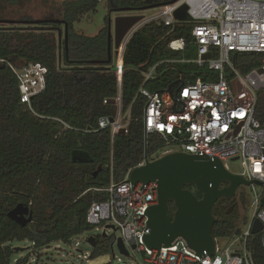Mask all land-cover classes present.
Segmentation results:
<instances>
[{"label": "trees", "instance_id": "1", "mask_svg": "<svg viewBox=\"0 0 264 264\" xmlns=\"http://www.w3.org/2000/svg\"><path fill=\"white\" fill-rule=\"evenodd\" d=\"M102 0H0V264H28L31 254L50 250L51 244L71 245L73 239L90 231L86 212L94 201L107 195L94 191L121 182L127 172L143 161L144 139L141 122L145 98L138 91L143 73L153 65L155 77L147 81L148 91H162L177 82L178 75L191 80L201 69L190 60L196 57L191 23L176 22L170 27L151 22L129 39L123 54L121 115L129 113L127 132L112 137L109 128L99 130L98 120L114 118L118 81L107 60V25L94 36L74 29L84 16L96 12ZM110 13L121 9L141 13L144 0H105ZM39 21L36 25L22 22ZM67 24V43L58 39ZM174 39H184L183 52L168 49ZM113 53V51H112ZM181 60H184L182 62ZM241 73L258 67L261 56L236 57ZM39 63L48 70L46 88L29 106L20 103L18 81L10 65ZM175 88V87H174ZM106 101V103H104ZM255 118L264 124V89L257 94ZM160 138L149 137L147 151L154 156ZM88 156L85 162L72 161L71 154ZM197 198L191 185L185 186ZM237 197V196H236ZM235 197V198H236ZM220 198L212 208L216 222L214 238H228L245 222L227 213L236 199ZM22 204L32 211V222L20 227L7 213ZM89 258L108 254L113 237L94 236ZM13 242H28L31 251L20 257ZM254 264H264L259 234L249 240ZM109 264H116L112 261Z\"/></svg>", "mask_w": 264, "mask_h": 264}, {"label": "built area", "instance_id": "2", "mask_svg": "<svg viewBox=\"0 0 264 264\" xmlns=\"http://www.w3.org/2000/svg\"><path fill=\"white\" fill-rule=\"evenodd\" d=\"M171 1L159 0L165 4L154 8L159 12L142 16L114 51L111 65L118 81L115 99L118 110L114 118L104 116L98 120L99 130L109 128L112 137L120 130L127 132L129 113L126 118L121 115V78L123 54L131 36L151 22L165 27L180 22L174 13L185 5L196 48V57L190 62L200 68L201 73L195 80L190 78L193 74L178 75L171 92L168 88L160 92L144 88L145 83L155 77L160 63L143 73L138 93L145 98L141 115L144 143L147 146L152 135H157L161 143L157 153L152 157L148 155V159L153 161L177 152L207 156L219 160L228 172L227 162L239 161L241 172L231 174L264 185V124L255 118L257 94L264 89V0H176L168 4ZM185 48L184 39L168 43V49L173 52H183ZM243 54L261 56V64L241 73L235 61ZM207 55L210 57L205 58ZM10 68L18 81L20 103L30 107L33 99L46 88L47 68L39 63L10 65ZM234 81L236 86L232 84ZM143 165L144 159L136 167ZM128 172L121 182L111 181L105 188L94 189L105 193L107 198L92 202L85 217L87 224L102 230V234H106L107 229L112 230L116 234L112 236V246L117 248L116 240L120 238L129 252L128 258L137 259L142 255V264H254L249 240L254 236L255 220L261 224L258 234L264 250V206L260 204L263 189L255 184L250 186L255 194L252 218L241 220L245 224L226 238L225 246H220V239L214 238L212 255H198L182 239L167 248H146L143 240L150 230L145 213L157 202V185L155 182L132 185L127 181ZM81 257L86 258L83 253ZM113 261L123 263L114 256Z\"/></svg>", "mask_w": 264, "mask_h": 264}, {"label": "water", "instance_id": "3", "mask_svg": "<svg viewBox=\"0 0 264 264\" xmlns=\"http://www.w3.org/2000/svg\"><path fill=\"white\" fill-rule=\"evenodd\" d=\"M175 1L172 0L168 4ZM144 3L146 7L141 9V12L165 5L159 0H144ZM116 12L132 11L121 9ZM174 17L180 22L190 21L185 5L175 11ZM141 19L142 16L137 14L117 16L114 19L113 33L111 19H108L106 64L112 63V51L116 52L127 32ZM51 22L64 25L63 39L66 46L67 24L62 21ZM0 23L20 24L16 21H2ZM38 23L39 21H30L21 24L36 25ZM58 39L61 40L60 30L58 31ZM209 57V55L205 56V58ZM3 66V62L0 61V67ZM232 84L236 86V81ZM171 87L172 85L168 87V92H171ZM112 103H115V100H112ZM118 134H124V130H120ZM71 156L74 162L88 160V156L81 152H73ZM143 159V166L133 168L128 172L127 181L132 185L137 183L145 185L149 182H155L157 185V202L148 207L145 213L150 232L144 237L143 242L148 249L167 248L177 239H182L198 255L206 253L210 256L214 252L212 229L216 222L212 208L220 198L230 199L241 185L251 186L255 184L263 189L260 204L264 206V185L257 181H246L238 175L231 174L217 159L177 152L149 161L146 144L144 145ZM188 185L193 186V189L201 195V199H198L193 191L184 188ZM169 203H172L175 208L172 216H170ZM7 217L23 228L32 222V211L28 207L18 204L7 213ZM260 230L261 224L255 220L252 226V234L256 235ZM101 236L102 238H109L105 233ZM86 242L93 248L94 236L88 237ZM116 245L119 253L125 257L129 256V252L125 249L120 238H117Z\"/></svg>", "mask_w": 264, "mask_h": 264}, {"label": "rangeland", "instance_id": "4", "mask_svg": "<svg viewBox=\"0 0 264 264\" xmlns=\"http://www.w3.org/2000/svg\"><path fill=\"white\" fill-rule=\"evenodd\" d=\"M159 11L156 9H149L142 11L141 13L137 12H122V13H110L107 7L105 0L100 1L96 8V12L88 14L80 19V21L74 24V29L79 33H82L86 36H94L98 33L100 29L107 25L108 19H111L112 33L114 30V19L117 16H126L133 14H141V16L148 17L157 14ZM63 38V30L61 31V39ZM112 55L114 56V50ZM227 166L231 173L238 174L241 172V166L239 161H228ZM260 189L257 187V193L260 194ZM237 197H245V204L241 201L238 203L236 214L240 218V221L246 217L248 220L252 218L255 194L252 187L241 185L237 189ZM238 198V199H239ZM236 199V198H235ZM102 230H95L92 228L90 231L84 233L83 235L73 239L71 245H65L62 243L51 244L50 250H39V258H36V254L30 253V264H109L113 261V256L119 258L121 262L126 264H142L143 256L139 255L137 259L133 257H124L122 256L116 246H111V250L108 254L100 256L96 259H90V253L92 248L87 244V238L90 236H101ZM106 235L112 237L113 231L110 229L106 230ZM227 240L226 238L220 239L219 245L225 246ZM78 243V245H75ZM12 245L16 248H21L20 257H23L31 251L30 245L28 242L17 243L13 242ZM81 253L86 256V258L81 257Z\"/></svg>", "mask_w": 264, "mask_h": 264}, {"label": "flooded vegetation", "instance_id": "5", "mask_svg": "<svg viewBox=\"0 0 264 264\" xmlns=\"http://www.w3.org/2000/svg\"><path fill=\"white\" fill-rule=\"evenodd\" d=\"M185 188V187H184ZM192 188H193V186H192ZM185 189H188V188H185ZM236 193H237V191L235 192V194H234V196L232 197V198H230V199H233V198H235L237 195H236ZM239 197H236V202H235V204H230L229 205V208H228V210H227V213H232V211L235 209V206H238V203L241 201L243 204H245V202H246V200H245V197H240L239 199H238ZM198 199H201V198H198ZM169 206H170V216H172V214H173V212L175 211V208H174V206H173V204L172 203H169Z\"/></svg>", "mask_w": 264, "mask_h": 264}, {"label": "clouds", "instance_id": "6", "mask_svg": "<svg viewBox=\"0 0 264 264\" xmlns=\"http://www.w3.org/2000/svg\"><path fill=\"white\" fill-rule=\"evenodd\" d=\"M138 15V14H137Z\"/></svg>", "mask_w": 264, "mask_h": 264}]
</instances>
